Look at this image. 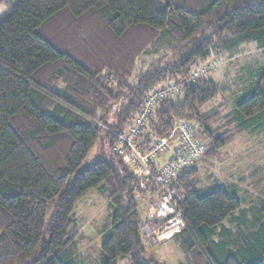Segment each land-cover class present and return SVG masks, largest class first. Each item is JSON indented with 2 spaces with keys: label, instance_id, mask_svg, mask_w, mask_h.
<instances>
[{
  "label": "trees",
  "instance_id": "1",
  "mask_svg": "<svg viewBox=\"0 0 264 264\" xmlns=\"http://www.w3.org/2000/svg\"><path fill=\"white\" fill-rule=\"evenodd\" d=\"M249 44L264 53V0H18L0 24V264H79L74 208L93 189L106 192L111 217L101 264H164L143 258L140 235L156 187H140L113 132L127 131L152 91ZM263 83L264 73L229 110L212 103L219 83L199 77L147 117L143 143L185 121L205 147L173 181L187 226L166 242L185 264H264V203L241 219L238 193L197 187L198 163L264 127Z\"/></svg>",
  "mask_w": 264,
  "mask_h": 264
},
{
  "label": "rangeland",
  "instance_id": "2",
  "mask_svg": "<svg viewBox=\"0 0 264 264\" xmlns=\"http://www.w3.org/2000/svg\"><path fill=\"white\" fill-rule=\"evenodd\" d=\"M17 1L6 0V3L0 7V24L8 18ZM210 64H213V68L216 69L206 74L202 73V77L211 76L221 87V94L212 103H220L224 99L230 110V103L234 96L240 94L248 97L259 75H263L264 53L254 44H249L241 47L235 58L228 59L225 56H218L194 70L202 72ZM249 73H252V78ZM240 77L243 87L240 85ZM262 88H264V83ZM220 158V161L210 166L206 164L203 166L202 162L197 164L199 169L197 187L203 191L222 189L231 195L238 193L239 197L242 196L240 200L242 209L236 215L241 219H252V212H257V210L252 211L255 204H259L260 201L264 203L262 200L264 198V127L254 131L245 130L236 136L232 142L221 149ZM97 159H99L97 153L91 154L83 163V167L90 166ZM159 162L161 163V159ZM140 206L143 210L144 203L142 202ZM51 213L52 210L49 208L47 223ZM74 216L81 228L70 246L77 257V263L101 264V244L111 226L106 192L102 189L89 191L75 205ZM227 222L228 219L224 225L232 228L227 225ZM172 243L163 242L152 249L147 248L143 243L146 248L143 258L145 260L157 258L164 264H185L182 253ZM162 247L164 255L160 254ZM128 263L129 257L117 262V264Z\"/></svg>",
  "mask_w": 264,
  "mask_h": 264
},
{
  "label": "built area",
  "instance_id": "3",
  "mask_svg": "<svg viewBox=\"0 0 264 264\" xmlns=\"http://www.w3.org/2000/svg\"><path fill=\"white\" fill-rule=\"evenodd\" d=\"M215 69L210 64L202 72L193 70L186 81L152 91L127 131L113 132L117 139L113 150L130 168L140 187L146 189L148 184L156 187L146 206V222L140 233L148 248L187 226L181 210L182 196L173 187V181L202 157L205 147L194 138V125L185 121L175 124L167 137L151 136L147 144L143 143L147 117L157 102L174 98L184 84L193 83L202 73Z\"/></svg>",
  "mask_w": 264,
  "mask_h": 264
},
{
  "label": "crops",
  "instance_id": "4",
  "mask_svg": "<svg viewBox=\"0 0 264 264\" xmlns=\"http://www.w3.org/2000/svg\"><path fill=\"white\" fill-rule=\"evenodd\" d=\"M144 213H145V221H146V208L144 209ZM173 235H175V234H173ZM170 236H172V235H170ZM169 238V236L168 237H166L165 239H163V240H160V241H158L157 242V244H161V243H163V242H166V240ZM144 242V241H143ZM172 243V242H171ZM156 244V245H157ZM169 244H170V242H169ZM173 245V244H172ZM155 246V245H154ZM153 246V247H154ZM164 250H163V247H162V252L160 253V254H163L164 255V252H163ZM161 256V255H160Z\"/></svg>",
  "mask_w": 264,
  "mask_h": 264
}]
</instances>
